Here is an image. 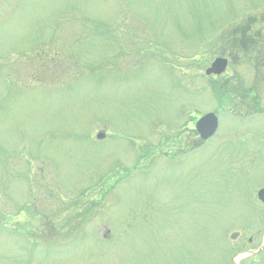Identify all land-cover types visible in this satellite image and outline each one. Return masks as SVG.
Masks as SVG:
<instances>
[{
    "label": "rangeland",
    "instance_id": "obj_1",
    "mask_svg": "<svg viewBox=\"0 0 264 264\" xmlns=\"http://www.w3.org/2000/svg\"><path fill=\"white\" fill-rule=\"evenodd\" d=\"M250 17L264 0H0V264H264V112L222 99L264 109Z\"/></svg>",
    "mask_w": 264,
    "mask_h": 264
},
{
    "label": "flooded vegetation",
    "instance_id": "obj_2",
    "mask_svg": "<svg viewBox=\"0 0 264 264\" xmlns=\"http://www.w3.org/2000/svg\"><path fill=\"white\" fill-rule=\"evenodd\" d=\"M243 29V33L237 32L238 34L236 33L232 36V43L237 45L239 41H244V48H233V50H236L237 56H241V54L244 56L245 62L251 67V70H255L258 75H262L261 72L262 70L264 71V20L259 17L254 20L251 18L247 24L245 23ZM231 56L233 54L227 57L222 56L229 61V67L232 64ZM261 78L263 80V75ZM252 89L250 87L248 90H245L244 97H240L239 100L231 98L230 104L233 116L238 115L240 119H247L252 116L261 115L264 112V109L261 107L262 99L259 96L256 97L257 92L255 91L256 94H254V90ZM241 109L244 110V115H240Z\"/></svg>",
    "mask_w": 264,
    "mask_h": 264
},
{
    "label": "water",
    "instance_id": "obj_3",
    "mask_svg": "<svg viewBox=\"0 0 264 264\" xmlns=\"http://www.w3.org/2000/svg\"><path fill=\"white\" fill-rule=\"evenodd\" d=\"M227 61L219 59L212 65V68L207 71V75L216 74L220 75L225 71ZM217 129V119L214 115L204 117L197 125V130L201 134L203 140L209 139ZM264 201V193L261 194Z\"/></svg>",
    "mask_w": 264,
    "mask_h": 264
}]
</instances>
